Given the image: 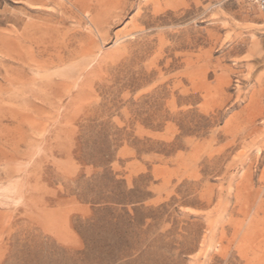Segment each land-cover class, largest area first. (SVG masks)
Instances as JSON below:
<instances>
[{
  "label": "rangeland",
  "instance_id": "1",
  "mask_svg": "<svg viewBox=\"0 0 264 264\" xmlns=\"http://www.w3.org/2000/svg\"><path fill=\"white\" fill-rule=\"evenodd\" d=\"M69 6L0 0V264H264V12Z\"/></svg>",
  "mask_w": 264,
  "mask_h": 264
},
{
  "label": "bare ground",
  "instance_id": "2",
  "mask_svg": "<svg viewBox=\"0 0 264 264\" xmlns=\"http://www.w3.org/2000/svg\"><path fill=\"white\" fill-rule=\"evenodd\" d=\"M66 1L70 4V6L68 8L71 9V6L74 5V1L75 0H66ZM102 1L103 0H99L100 3ZM38 41L40 42L39 39H38ZM72 41H71V43H72ZM40 47H41L40 45L37 46L36 52L33 53V56L29 59L28 65H27L30 68L29 70L33 71L38 76L37 78H34L33 77L34 79L32 80V84H33L34 88L30 92L32 94V97L35 98V99H38V100H41L42 99V97L39 96V91H40L41 88L48 89L49 92H52V87L54 86V84L50 80V77L48 75H44L47 72V70L49 68L56 67L60 63L66 62L70 58V56L73 54L70 51H66L67 56L52 54V53H49V50H48V47L47 46H43L42 48H40ZM83 52H85V53H83V55L87 53V51H83ZM87 54H89V52ZM45 56H46V58L43 59L42 57H45ZM81 62L83 64L82 65V69H81L82 72L81 73L79 72V73H80V78H82V80H83V78L86 77L83 69H85V67L89 63H87L86 60H85V62H84V60L81 61ZM41 74H43V75H41ZM73 84L74 83L72 82V80H67L65 82H62L61 85L63 86V88H67L68 89Z\"/></svg>",
  "mask_w": 264,
  "mask_h": 264
},
{
  "label": "built area",
  "instance_id": "3",
  "mask_svg": "<svg viewBox=\"0 0 264 264\" xmlns=\"http://www.w3.org/2000/svg\"><path fill=\"white\" fill-rule=\"evenodd\" d=\"M245 4L264 12V0H241Z\"/></svg>",
  "mask_w": 264,
  "mask_h": 264
}]
</instances>
